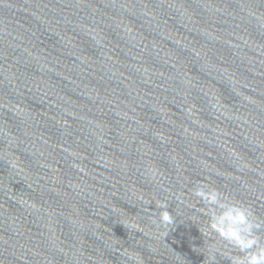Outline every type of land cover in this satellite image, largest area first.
<instances>
[{
  "label": "water",
  "instance_id": "water-1",
  "mask_svg": "<svg viewBox=\"0 0 264 264\" xmlns=\"http://www.w3.org/2000/svg\"><path fill=\"white\" fill-rule=\"evenodd\" d=\"M201 184L264 224V0H0V264H209Z\"/></svg>",
  "mask_w": 264,
  "mask_h": 264
},
{
  "label": "clouds",
  "instance_id": "clouds-1",
  "mask_svg": "<svg viewBox=\"0 0 264 264\" xmlns=\"http://www.w3.org/2000/svg\"><path fill=\"white\" fill-rule=\"evenodd\" d=\"M192 194L204 205L201 212L208 216V230L202 234H215L225 242V249L209 246V264H216L217 253L231 264H264V243L258 235L264 224L255 220L247 207L230 202L218 189L206 184L195 187ZM156 207L160 209V224L172 226L175 218L168 211V203L161 201Z\"/></svg>",
  "mask_w": 264,
  "mask_h": 264
}]
</instances>
